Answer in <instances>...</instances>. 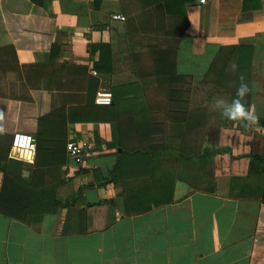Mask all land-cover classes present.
Segmentation results:
<instances>
[{
	"label": "crops",
	"instance_id": "crops-1",
	"mask_svg": "<svg viewBox=\"0 0 264 264\" xmlns=\"http://www.w3.org/2000/svg\"><path fill=\"white\" fill-rule=\"evenodd\" d=\"M8 1L0 10L18 23ZM187 4L189 25L174 39L164 34L161 3L44 0L58 47L52 57L15 47L9 26L0 25V138L7 142L15 131L33 133L52 109L83 105L89 78L118 106L130 104L121 96L139 83L130 55L152 49L176 50L177 73L191 78L189 108L205 121L166 122L164 147L146 160L107 146L109 122L69 123L68 140L81 141L86 154L83 164L67 160L60 169L55 196L64 207L43 214L37 229L0 214V264H264L263 179L242 181L248 192L241 196L228 187L231 177L247 176L248 156L264 162V0ZM39 17L29 25L40 26ZM239 46H251L252 55L233 71ZM242 80L258 119L221 124L214 101L230 102ZM33 156L11 148L6 168L29 176Z\"/></svg>",
	"mask_w": 264,
	"mask_h": 264
},
{
	"label": "trees",
	"instance_id": "trees-1",
	"mask_svg": "<svg viewBox=\"0 0 264 264\" xmlns=\"http://www.w3.org/2000/svg\"><path fill=\"white\" fill-rule=\"evenodd\" d=\"M43 1L9 0V5L15 10L20 21L14 23L13 18L3 8L0 10V25L9 26L8 35L16 39L15 47L48 49L52 57L58 53V47L50 43L49 34L53 28V18L42 11ZM192 1L139 0V6L143 9L161 3L166 15L165 36L180 39L189 25L186 4ZM36 16H40V26L33 28L29 23L30 19H35ZM251 55V46H239L238 69L247 67ZM130 57L133 72L139 80V83L133 86L134 91L123 92L121 95L123 98L130 96V104L118 106L114 99L109 105L96 104L94 97L98 81L89 78L83 105L55 108L36 119L34 132H30L35 135V148L33 168L29 176L24 177L8 170L5 163L11 149L12 137L21 130L13 132L8 142L0 138V214L37 229L43 214L64 207V203L56 198L55 192L64 183L60 178V169L67 163L69 123L109 122L111 140L107 146L121 148L122 154L132 153L135 158L145 160L150 154H156L164 147L166 122L189 124L198 117L201 126L205 124L202 116L200 118L201 114L198 113V116L189 108L191 78L177 73L175 49H152L132 53ZM236 90L235 87L232 99L236 98ZM247 98L248 96L244 98L245 104ZM225 119L221 116V124H225ZM248 157V174L245 178H230L229 195L246 194L248 190L245 186L239 189L241 182L260 176L263 185L259 194L261 202L264 203L263 159L259 155Z\"/></svg>",
	"mask_w": 264,
	"mask_h": 264
},
{
	"label": "built area",
	"instance_id": "built-area-1",
	"mask_svg": "<svg viewBox=\"0 0 264 264\" xmlns=\"http://www.w3.org/2000/svg\"><path fill=\"white\" fill-rule=\"evenodd\" d=\"M113 18L119 20L124 19L121 15H116ZM112 98L113 96L110 89H98L94 97V102L99 105H109L112 103ZM11 148L34 152L35 144L33 135L27 132L14 133L11 141ZM66 154L68 161H72L75 165H81L85 159L86 148L81 141L70 139L66 144Z\"/></svg>",
	"mask_w": 264,
	"mask_h": 264
},
{
	"label": "clouds",
	"instance_id": "clouds-1",
	"mask_svg": "<svg viewBox=\"0 0 264 264\" xmlns=\"http://www.w3.org/2000/svg\"><path fill=\"white\" fill-rule=\"evenodd\" d=\"M230 68L234 71L237 65L232 63ZM248 92L249 87L242 80L236 90V98L232 99L230 102L224 98H217L214 101L213 107L220 112L223 118L228 120L254 123L257 121L258 117L252 110L247 108L246 104L243 102Z\"/></svg>",
	"mask_w": 264,
	"mask_h": 264
},
{
	"label": "water",
	"instance_id": "water-1",
	"mask_svg": "<svg viewBox=\"0 0 264 264\" xmlns=\"http://www.w3.org/2000/svg\"><path fill=\"white\" fill-rule=\"evenodd\" d=\"M191 3H188L187 5H190ZM33 138H35L34 137V135H33ZM28 175V172L27 171H24V174H23V176H27Z\"/></svg>",
	"mask_w": 264,
	"mask_h": 264
},
{
	"label": "rangeland",
	"instance_id": "rangeland-1",
	"mask_svg": "<svg viewBox=\"0 0 264 264\" xmlns=\"http://www.w3.org/2000/svg\"><path fill=\"white\" fill-rule=\"evenodd\" d=\"M135 159H136V158H135ZM219 188H220L219 191L222 192V188H221V186H219Z\"/></svg>",
	"mask_w": 264,
	"mask_h": 264
}]
</instances>
